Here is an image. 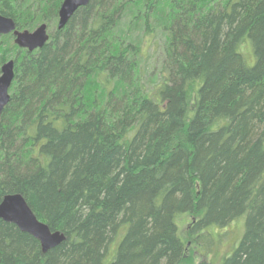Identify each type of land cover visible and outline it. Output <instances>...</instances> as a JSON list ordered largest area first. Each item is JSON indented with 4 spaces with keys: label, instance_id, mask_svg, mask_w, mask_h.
I'll use <instances>...</instances> for the list:
<instances>
[{
    "label": "trees",
    "instance_id": "trees-1",
    "mask_svg": "<svg viewBox=\"0 0 264 264\" xmlns=\"http://www.w3.org/2000/svg\"><path fill=\"white\" fill-rule=\"evenodd\" d=\"M63 2L0 0L50 35L0 37V204L22 195L66 236L43 254L0 220V264H182L184 215L209 246L246 217L222 264H264V0H91L59 30Z\"/></svg>",
    "mask_w": 264,
    "mask_h": 264
},
{
    "label": "water",
    "instance_id": "water-1",
    "mask_svg": "<svg viewBox=\"0 0 264 264\" xmlns=\"http://www.w3.org/2000/svg\"><path fill=\"white\" fill-rule=\"evenodd\" d=\"M91 0H64L59 11L58 29H64L76 12L89 5ZM13 35L15 45L29 52L42 49L50 40L47 25H41L33 32L20 31L15 21L0 15V37ZM15 80V63L10 61L1 68L0 76V122L11 96L10 89ZM0 220L15 225L22 233L40 242L43 254L60 246L66 241L61 232H52L41 222L22 195H7L0 204Z\"/></svg>",
    "mask_w": 264,
    "mask_h": 264
},
{
    "label": "rangeland",
    "instance_id": "rangeland-1",
    "mask_svg": "<svg viewBox=\"0 0 264 264\" xmlns=\"http://www.w3.org/2000/svg\"><path fill=\"white\" fill-rule=\"evenodd\" d=\"M247 59L253 61L252 47L246 43L243 47ZM195 217L193 215L181 216L178 221L180 235L186 245V256L182 264H222L223 259L230 255L239 245L245 233L246 217H242L229 227L223 230H212L208 233L210 241H213L209 246L207 242L196 244L193 238L190 237L189 231ZM117 243H113L109 250V259H112L116 250ZM208 251V252H207ZM206 254L204 255V253Z\"/></svg>",
    "mask_w": 264,
    "mask_h": 264
}]
</instances>
